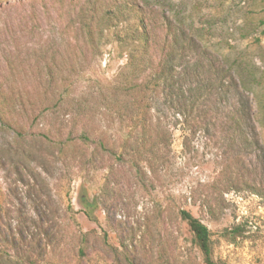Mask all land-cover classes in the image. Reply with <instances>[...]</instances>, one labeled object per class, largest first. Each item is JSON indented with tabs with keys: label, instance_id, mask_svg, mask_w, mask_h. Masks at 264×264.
<instances>
[{
	"label": "rangeland",
	"instance_id": "rangeland-1",
	"mask_svg": "<svg viewBox=\"0 0 264 264\" xmlns=\"http://www.w3.org/2000/svg\"><path fill=\"white\" fill-rule=\"evenodd\" d=\"M77 1L0 0V98L33 102L28 114H14L24 138L11 140L0 126V147L15 149L0 157L38 168L23 181L0 168V264H203L181 209L207 226L218 264H264V0H139L204 33V63L235 75L217 83L195 132L164 109L158 135L167 140L152 131L161 158L151 172L143 160L136 171L126 155L91 161L86 146L64 162L37 134V107L58 97L44 92L42 54L60 41ZM124 60L108 46L100 57L87 54L84 79L109 78ZM234 108L238 128L229 125ZM93 128L120 133L118 125Z\"/></svg>",
	"mask_w": 264,
	"mask_h": 264
},
{
	"label": "trees",
	"instance_id": "trees-1",
	"mask_svg": "<svg viewBox=\"0 0 264 264\" xmlns=\"http://www.w3.org/2000/svg\"><path fill=\"white\" fill-rule=\"evenodd\" d=\"M70 3L76 5L60 41L53 38L51 50L42 54L44 92L58 97L37 107L33 118L37 120V134L55 148L56 156L64 162L79 160L78 152L86 146L91 161L100 154L119 160L126 155L136 171L143 160L151 172L155 159L161 158L155 139L167 140L166 134L158 135V131L164 133V109L171 110L175 119L182 118V128L199 130L209 95L217 90V83L230 84L235 79L234 71L223 64L206 65L204 61L210 54L207 36L197 30L188 33L182 22L160 15L159 6L144 5L139 0ZM260 25L264 33V19ZM58 46L69 49L68 53H59ZM107 46L118 50L124 62L109 78L94 83L84 79L86 65L83 68L81 63L85 64L87 54L100 57ZM83 80L86 85L80 86ZM22 102L16 97L0 98V126L8 131L11 140L24 138L14 114L18 110L28 114L33 102ZM152 118L155 121L151 124ZM242 120L238 108H234L229 125L238 128ZM114 125L120 132L117 137L93 128ZM152 131L156 132L155 139ZM93 134H97L95 139L91 138ZM0 150L11 154L15 149L10 146ZM19 155L27 160L31 153L21 149ZM29 163L16 161L10 165L0 157V168L17 174L19 181L37 174L38 168ZM179 217L191 233L203 264H218L207 226L185 209L179 211Z\"/></svg>",
	"mask_w": 264,
	"mask_h": 264
}]
</instances>
